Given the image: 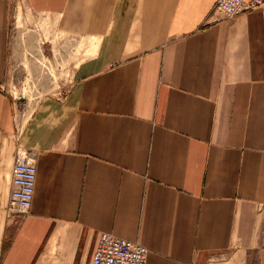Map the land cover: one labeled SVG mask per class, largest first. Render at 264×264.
I'll list each match as a JSON object with an SVG mask.
<instances>
[{"label": "crops", "instance_id": "crops-1", "mask_svg": "<svg viewBox=\"0 0 264 264\" xmlns=\"http://www.w3.org/2000/svg\"><path fill=\"white\" fill-rule=\"evenodd\" d=\"M216 1L21 0L64 34L71 79L47 75L19 133L0 0V264H83L101 232L146 264H264V5L213 23ZM18 148L37 178L9 216Z\"/></svg>", "mask_w": 264, "mask_h": 264}, {"label": "built area", "instance_id": "built-area-1", "mask_svg": "<svg viewBox=\"0 0 264 264\" xmlns=\"http://www.w3.org/2000/svg\"><path fill=\"white\" fill-rule=\"evenodd\" d=\"M263 3L264 0H219L212 15H218V21L221 18L233 17L242 11L258 9ZM2 89L4 90L5 86ZM14 94L11 93L15 100L23 101L24 95ZM36 178L37 167L34 159L30 153L18 148L13 164L12 188L6 207L9 216H22L30 211ZM148 253L149 250L139 242L101 232L97 236L91 259L83 264H146Z\"/></svg>", "mask_w": 264, "mask_h": 264}, {"label": "bare ground", "instance_id": "bare-ground-1", "mask_svg": "<svg viewBox=\"0 0 264 264\" xmlns=\"http://www.w3.org/2000/svg\"><path fill=\"white\" fill-rule=\"evenodd\" d=\"M218 1L219 0H217V2ZM263 5H264V3L261 6H263ZM261 6H259V7H261ZM213 9H214V7H213ZM248 12H250V11H244V12L242 11L236 15H233V17L221 18L218 21H216V19L218 18V15H216V14L212 15L211 14V17L209 20H210V22H213V23L214 22H220L223 20H230V19H233L234 17H236L237 15H239L241 13H248ZM27 13H30V16H29V14L24 16L19 11L17 13L16 18H17L18 26L20 28L25 26L27 29L26 31L29 32V33H24V42H28V44H27V46L24 45L23 50H24V48H26V49H25V52L23 51V53H24L26 59L31 60V62H32L31 66L36 70H35V72H31V70L29 68H27L28 74H27V77L24 78L25 80L20 83L21 86H18V83H16V85L13 86L12 90L15 93L14 95H17V96L18 95H21V96L24 95L23 101L15 100L13 98V96L10 95L13 98L14 103L17 105V109H18V111L15 115L17 117L16 118V127H17L19 133L22 132V128H23L22 122L24 121V119L27 117L29 112L36 107V103L43 96L46 95V94H44L41 96L40 95L41 93L39 94V91H38L39 87H43L42 81L45 80L47 75H51L50 85H53V88H55V86L57 85L58 79L64 74V69H62L63 66L59 68V72L55 71L54 67L52 66L53 63H51L50 61H49L50 62L49 63L47 58L41 53V51H42L41 50V43L42 42H40V39L50 37L54 33L56 27L53 25V23H50V21L48 20V18L44 14H41L39 12H34V13H36V16H33V14H32L33 12L27 11ZM30 24H31L32 29L30 27ZM50 30H51V32H50ZM40 35H42V36H40ZM36 36L39 37L38 42H37L38 43L37 50H38L39 54H33V53L30 54L28 52L29 48L31 45L35 44V42H36V40L32 41L31 38L34 37L36 39ZM61 36L63 37V35H61ZM40 37H42V38H40ZM65 40H66L65 37H63L62 38V41H63L62 47H60V48L57 47V53H55L56 54V58H55L56 61H58V58L61 57L60 51L63 50V47H65L67 45V43L64 42ZM75 40H79V38L74 39V41ZM26 59H25V61H26ZM38 62L40 63L41 66L39 65ZM29 85L31 86V88H29ZM5 86L8 87V85H5ZM58 87L60 88V86H58ZM50 89H51V87H50ZM31 98H36V99H33L31 101ZM23 102H25V105H23ZM12 178H13V172H12ZM11 188H12V181H11ZM10 191H11V189H10ZM9 196H10V193H9ZM8 200H9V197H8Z\"/></svg>", "mask_w": 264, "mask_h": 264}, {"label": "rangeland", "instance_id": "rangeland-1", "mask_svg": "<svg viewBox=\"0 0 264 264\" xmlns=\"http://www.w3.org/2000/svg\"><path fill=\"white\" fill-rule=\"evenodd\" d=\"M20 1L21 0H14V4L12 6L10 35H9L11 63H10V66H8V76H7L6 81H5L6 83H8V87L3 85V86H5V89L7 91V92L5 91V93H7L8 95H11L10 93L14 92L12 89H13V86L16 85V83H18V86H21L20 82L24 81L25 80L24 78L27 77V73L24 72L23 70L22 71L16 70V66L14 64V59H15L14 56L15 55H13V50H16L19 53V54L16 53V57H18V62H19L20 61L19 55H20V53L22 54L23 51L25 52L26 48H24V50H23V47H24V45L27 46V44H28V42H24V33H29V32L26 31L27 29L25 26L21 27V28L18 26L16 16H17V13L19 11L24 16H26L27 14H29V16H30V13H27L26 9L20 5V3H19ZM251 11H253V10H251ZM212 12H213V9H212L209 16H211ZM32 14H33V16H36V13L33 12ZM41 14H43V13H41ZM30 27H31V24H30ZM31 29H32V27H31ZM56 30L57 29H55L54 33L50 37H46V38L40 37V38H42V39H40V42H42L41 43L42 54L47 58L48 61L53 63L56 67H59L57 64H59V61H61L60 60L61 58L60 59L58 58V61H56V59H55L56 54L55 53H57V47H59V48L62 47V44H63L62 38L64 37V34L63 33L61 34V32H59L58 30L56 31ZM50 32H51V30H50ZM61 35H63V37ZM40 36H42V35H40ZM31 40L35 41L36 39L34 37H32ZM82 44L85 45V43H82ZM75 45L77 47L78 43H76ZM84 52H85V50H84ZM60 53L62 54V50L60 51ZM88 54H90V53L88 52ZM75 56L78 57V54L76 53ZM78 59L79 58L76 59L77 62H78ZM12 66H13L14 70L12 69ZM72 78H73V76H72ZM69 79H71L70 71H68V75L65 78H64V75H62L58 79L59 82H57V84L59 83L60 87H63V82L68 81ZM42 83H43V87H39V89H38L39 94L41 93L40 94L41 96L46 94V93L56 92V90L58 89V88L52 89V86H50L51 89L49 87H46V81H44V82L42 81ZM29 88H31L30 85H29ZM61 91H60V95H61Z\"/></svg>", "mask_w": 264, "mask_h": 264}]
</instances>
